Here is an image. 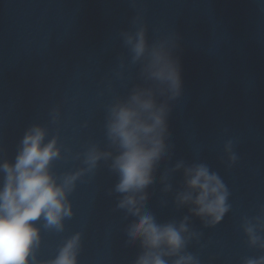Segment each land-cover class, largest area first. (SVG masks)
<instances>
[{
    "label": "water",
    "instance_id": "water-1",
    "mask_svg": "<svg viewBox=\"0 0 264 264\" xmlns=\"http://www.w3.org/2000/svg\"><path fill=\"white\" fill-rule=\"evenodd\" d=\"M62 1L78 170L86 167L83 154L91 146L118 154L106 136L108 109L134 88L149 86L125 36L143 27L149 44L170 38L180 88L172 99L157 95L167 104L164 154L142 210L158 223L187 217L196 235L184 251L199 264H244L264 256L249 247L243 231L264 206V0ZM111 163V157L101 159L79 179L93 261L135 264L139 241L126 244L135 218L117 207L122 194L115 192ZM178 163L205 164L223 180L230 209L216 226L206 227L190 205L175 203L183 191V167L173 171Z\"/></svg>",
    "mask_w": 264,
    "mask_h": 264
},
{
    "label": "clouds",
    "instance_id": "clouds-1",
    "mask_svg": "<svg viewBox=\"0 0 264 264\" xmlns=\"http://www.w3.org/2000/svg\"><path fill=\"white\" fill-rule=\"evenodd\" d=\"M132 62H141V75L147 87H136L124 100H116L108 109L106 136L117 149L114 157L95 146L83 154L85 168L56 176L53 161L61 159L57 137L46 141V131L38 125L23 135L14 162L0 163V264H79L80 232L66 238L54 258L41 261L37 250L41 230L64 231V221L73 217L68 197L76 182L86 172L96 169L101 159L112 158L111 169L118 175L115 192L122 194L117 207L134 217L127 230L126 244L139 241L142 254L135 264H199L197 257L184 250L196 234L190 233L187 217L178 224L158 223L143 211L145 192L152 183L154 167L164 154L163 134L166 128V102L157 95L174 98L180 88V74L171 55L170 38H159L152 44L145 29L126 35ZM230 152V145L225 146ZM231 160L235 157L231 156ZM183 167L178 163L173 171ZM165 191L168 188L165 187ZM229 192L221 177L205 164L183 167V191L177 194V206L190 205L194 216L206 227L219 224L229 211ZM249 247L264 250V206L243 227ZM244 264H264V256L246 259Z\"/></svg>",
    "mask_w": 264,
    "mask_h": 264
}]
</instances>
